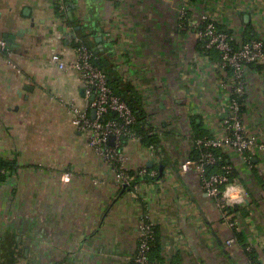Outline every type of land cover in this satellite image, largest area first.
Instances as JSON below:
<instances>
[{"label":"crops","instance_id":"crops-1","mask_svg":"<svg viewBox=\"0 0 264 264\" xmlns=\"http://www.w3.org/2000/svg\"><path fill=\"white\" fill-rule=\"evenodd\" d=\"M63 1L65 19L59 0H0V38L14 36L13 56L0 54V156L16 162L0 185V264H133L146 213L162 264H248V247L264 264V152H224L244 191L237 228L196 171L181 170L194 138L220 136L226 117L229 73L201 49L196 23L210 13L240 41L263 37L264 0ZM83 37L147 115L153 145H123L132 169L148 170L135 175L137 192L117 185L62 103L88 106L80 74L59 67ZM247 78L245 122L264 142V73L252 66Z\"/></svg>","mask_w":264,"mask_h":264},{"label":"built area","instance_id":"built-area-1","mask_svg":"<svg viewBox=\"0 0 264 264\" xmlns=\"http://www.w3.org/2000/svg\"><path fill=\"white\" fill-rule=\"evenodd\" d=\"M60 12L66 13V5L63 0L58 4ZM181 14L186 18L187 9ZM217 19L214 14L205 13L196 23L197 39L203 43L206 51H216L220 56L218 67L220 70L231 71L227 80L228 96L226 98V117L223 122V131L220 136L203 137L195 139L194 148L200 151L197 158L186 160L181 165L182 173L189 174L195 170L202 188L215 200L223 218L231 227L237 228V223L230 210L239 204V197L244 191L239 186L240 194L232 198L225 196L229 185L233 186L234 167L226 164L219 167L222 157L216 153L217 150L224 153L231 150L241 157H245L253 149L258 148L264 152V142H261L253 134L245 122L244 99L248 88L247 72L252 66H260L264 73V36L249 42L240 41L235 33L219 30ZM76 60L70 63H59L60 69L67 67L80 74L84 86L87 108H80L74 100L65 102L72 115V124L77 131L82 133L89 147L108 164L114 172L117 185L121 188H131L135 192L139 190L132 181L136 174L145 175L146 168L134 170L129 164L128 156L123 152L124 139L129 141H140L134 126L137 117L128 103L116 95L108 85L107 75L95 63V54L88 44L79 40L75 48ZM0 54L11 58L12 50L8 42L0 38ZM95 111V117L92 112ZM111 113L118 116V120H105ZM115 137V143L110 144V137ZM248 164L250 162L248 161ZM215 170V171H213ZM8 170L0 167V176L7 175ZM156 239L155 223L150 220L146 213L141 217L137 236V250L133 256L134 264H154L150 253ZM235 242L234 239L229 244ZM248 254L253 252L252 248L246 249ZM248 264H261L256 259L248 258Z\"/></svg>","mask_w":264,"mask_h":264},{"label":"trees","instance_id":"trees-1","mask_svg":"<svg viewBox=\"0 0 264 264\" xmlns=\"http://www.w3.org/2000/svg\"><path fill=\"white\" fill-rule=\"evenodd\" d=\"M56 10H57V13L59 14V16L61 18H64V19L67 18L66 13L62 14L60 12V7L58 5L56 6ZM248 26L250 27V25H248ZM217 27H218L219 30L227 31L230 34L233 33L230 30L223 29V27L219 23H217ZM254 39H258V38H256L255 36H252L250 34V32H245V38H243V42H249V41L254 40ZM81 41L86 43L85 37L81 38ZM200 45H201V49L206 51V49L204 48V45H203L202 42H200ZM8 46H9V44H8ZM77 47H78V43L76 44L75 48H77ZM9 48L12 49V46H9ZM95 63L107 75V77H108V85L112 88L114 93L116 95L120 96L123 100H125L128 103V105L131 107V109L134 111L138 121H137L136 126H134L133 129L136 132V135L140 139L141 143L144 144L145 146L153 145V140L154 139L152 137H150L151 128H150V126L148 124V118H147V115L145 114V111L143 110L142 103H141L140 99L131 98L130 95H129V90H127L128 88L124 87L125 88V90H124L123 87L116 86L115 83H114V80L110 76V73H111L110 70L108 69L107 66H105L104 64H102L100 62V60L97 58L96 55H95ZM256 67L261 68L260 66H256ZM228 71H229V74H230L231 71L230 70H228ZM244 101H245V99H244ZM110 119L111 120H118V116L115 113H111L109 116H107L105 118V120H110ZM203 137H210V136H207V135L198 136V137L194 138V140L198 139V138H203ZM124 141H129V140L127 138H125ZM194 153H195V157H193V158H197L199 156V154H200V151L196 150L194 148ZM216 153H218L222 157V162L218 165V168H215V170H218L219 167L227 164L226 163L227 158L225 157V154L222 153L219 150H217ZM0 167L1 168H6L8 170L7 175L0 176V185H2V184L7 183L8 180L13 175V173L15 172V170H16V162L5 160L3 157L0 156ZM215 170H213V171H215ZM230 210L232 211V213H234V212L236 213L238 211V208L232 207V208H230ZM155 234H156V239H155L154 246H153V248L151 250V253H150V258H151L152 263H154V264H162L159 261H157V259H156L157 258V254L160 251V243H159V238H158L157 227H155ZM248 258L258 260V258L254 255V252H252L251 254H248Z\"/></svg>","mask_w":264,"mask_h":264},{"label":"water","instance_id":"water-1","mask_svg":"<svg viewBox=\"0 0 264 264\" xmlns=\"http://www.w3.org/2000/svg\"><path fill=\"white\" fill-rule=\"evenodd\" d=\"M246 19H248V16L246 17ZM33 27V26H32ZM23 35V32H19V33H17V35L16 36H22ZM4 38H5V40L8 42V44H9V46H12V42H13V39H14V36H11V35H9V34H4ZM93 52H94V54L96 55V56H98V58L100 57H107L106 56V53L105 52H103L102 50H100V49H98V48H95L94 50H93ZM102 64H104L105 66H108L109 65V62L107 61V59H105V60H102V61H100ZM82 94H84V92H82ZM95 115H96V112L95 111H93L92 112V116L93 117H95ZM109 143L110 144H114L115 143V137L114 136H112V137H110V139H109ZM125 189H127L126 187H125Z\"/></svg>","mask_w":264,"mask_h":264},{"label":"clouds","instance_id":"clouds-1","mask_svg":"<svg viewBox=\"0 0 264 264\" xmlns=\"http://www.w3.org/2000/svg\"><path fill=\"white\" fill-rule=\"evenodd\" d=\"M239 194H240V190L232 185H229L228 189L225 192V196L228 198H232L234 195H239Z\"/></svg>","mask_w":264,"mask_h":264}]
</instances>
